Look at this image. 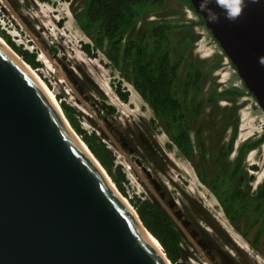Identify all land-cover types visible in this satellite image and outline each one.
Wrapping results in <instances>:
<instances>
[{"label":"water","instance_id":"1","mask_svg":"<svg viewBox=\"0 0 264 264\" xmlns=\"http://www.w3.org/2000/svg\"><path fill=\"white\" fill-rule=\"evenodd\" d=\"M189 1L264 111V0L235 21L216 0ZM22 61L0 40V264H172Z\"/></svg>","mask_w":264,"mask_h":264},{"label":"rangeland","instance_id":"2","mask_svg":"<svg viewBox=\"0 0 264 264\" xmlns=\"http://www.w3.org/2000/svg\"><path fill=\"white\" fill-rule=\"evenodd\" d=\"M76 4L77 7H80L79 0H70L69 2L66 0H0V36L9 46L10 44L3 34L7 35L15 45L36 53V59L41 62V65L39 68H32L53 91L58 104H60V101H64L74 108L80 125L88 132L95 131L112 150L114 165H120L125 173L126 181L123 182V187L126 194L121 193L122 196L129 203V199L133 198L135 194L149 199L154 197L161 203L157 193L158 187L154 186V188V184L149 181L150 179L147 176L146 179L150 183L146 182L144 179L145 172L139 170L136 164H131V161H134V156L126 155V151L115 142L113 134L110 133L104 121L107 119L112 122L113 119L116 122L129 123L130 125L148 119L152 122V110L130 82L122 78L118 69L110 64L102 51H97L96 57H90L85 53L82 44L85 42L91 43V40L76 24L72 11V7ZM147 15V19H151V21L158 17H163L169 22L181 21L183 23L197 19L192 10L176 0H164L162 7ZM147 21L142 20L138 26L145 24ZM32 27L39 30L46 40L48 48L39 42L34 31H32ZM183 31L188 35L184 40L189 38L185 51L189 52L192 60L206 59L217 53L213 52L214 41L205 26L197 25L192 29L184 27ZM173 34L175 36L173 50L176 52L179 48V40L183 39V32L178 29ZM195 35L197 36L192 41L191 38ZM15 52L18 54L17 51ZM54 54L64 62L70 74L56 59L53 60V58H56L53 57ZM220 65L221 67L213 73L212 78L215 79L212 80L223 86L233 85L242 88V81L237 73L233 72L230 62H225L222 59ZM55 67L63 72L64 77L59 76L57 71L54 70ZM117 85H120L122 91L128 92L127 100H123L116 92ZM239 101L243 105L237 113L238 126L236 127L238 130L234 149L237 145L239 146L247 140H253L264 134V112L255 104V99L248 95L242 96ZM219 105L225 107L228 104L221 101ZM208 111L209 109H206L207 114ZM226 112L221 111L218 114L219 116L214 115L206 124V138L203 135L204 133L202 138L208 140V145H210V142L218 143V141L220 144L227 143L231 131L228 133L224 131L226 124L223 116ZM194 126H198V124ZM199 128L202 127L199 126ZM155 133H153L154 138L151 137V139L159 151H162L167 162L160 161L154 166L164 170L161 174L165 181L164 188L171 197L174 196L175 205L182 207L181 205L186 204L188 206L187 211L205 233L206 231L210 233V227L206 225L207 218L210 226L227 235L233 250L238 251L237 259L234 260L236 264H264V230L258 242V248H253L251 239L257 227H250L246 231L247 235H243L242 231L247 227L246 222H240L237 227L228 223L221 211L218 200L196 174L194 166L198 162V156L194 157L193 163L186 161L173 146L159 123H156ZM77 136L81 138L79 135ZM193 139L196 140L195 136ZM195 149H198V147L196 146ZM236 150L237 148L234 153L232 152L227 156L228 164L234 162ZM159 151L158 153H160ZM143 152L147 155L146 149H143ZM256 161L257 172L253 170L250 191L253 190L254 185H258L264 178V142L255 150L246 153L241 172L250 175L251 171L246 170L244 167ZM206 172L208 173L207 168ZM191 203L201 206L203 212H200V216L191 210ZM179 210L178 212H180ZM206 210L209 213L207 216ZM178 226L183 231L182 251L185 261L188 264H210L205 252L192 239L187 229L179 223ZM229 251L233 253L231 250Z\"/></svg>","mask_w":264,"mask_h":264},{"label":"trees","instance_id":"3","mask_svg":"<svg viewBox=\"0 0 264 264\" xmlns=\"http://www.w3.org/2000/svg\"><path fill=\"white\" fill-rule=\"evenodd\" d=\"M176 1L192 10L197 19L186 23L169 22L163 17L154 21L147 19V14L162 7L164 0H79L80 7L76 4L72 11L77 26L91 40V43L82 44L85 53L96 57L97 51H102L122 78L130 82L151 108L154 127L159 123L184 157L191 159L195 154L199 156L201 166L196 173L199 180L212 190L226 216L235 222V215L244 210L242 207H249L244 203L241 207L244 191L238 188L240 165L246 152L264 142V134L242 143L234 162L227 163L238 126L237 113L243 105L239 100L246 93L252 94L249 91L245 93L243 82L242 88H238L233 85L223 86L212 80L215 79L212 78L213 73L221 67L224 54L192 60L189 52L185 51L189 38L184 40L188 35L183 28L204 26V21L194 11L189 0ZM142 20L148 21L138 26ZM178 29L183 32V39L179 40V48L175 52L173 32ZM3 35L25 62L33 68L40 67L41 62L36 59V53L15 45L7 35ZM116 92L123 100L128 99V92L122 91L120 85H117ZM221 101L228 105L221 107ZM60 106L74 131L101 163L116 188L125 195V173L120 165H114L112 150L95 131L88 132L80 125L74 108L64 101H60ZM206 109H209L208 114ZM221 111H227L223 116L225 127L233 126L234 129L228 143L220 144L218 141L208 145V140L202 138L201 134L207 132L206 124L214 115L219 116ZM195 124L202 127L196 131L197 135H201L196 140L191 136ZM196 146L198 149H195ZM129 201L144 226L162 245L172 264H188L182 251L181 234L171 218L148 197L135 194ZM255 201H260V210H264V179L258 184L250 203L254 204ZM250 227L247 226L242 234L247 235L246 231ZM262 232L263 226L258 227L251 239L255 249L258 248Z\"/></svg>","mask_w":264,"mask_h":264},{"label":"flooded vegetation","instance_id":"4","mask_svg":"<svg viewBox=\"0 0 264 264\" xmlns=\"http://www.w3.org/2000/svg\"><path fill=\"white\" fill-rule=\"evenodd\" d=\"M153 119H154V114H153ZM111 121L112 122H110V125H107V124L106 125L110 133L113 134L115 142H117L120 145V147L126 151L127 156H134V159H133L134 161H131V164H136L139 170H143L145 172V178H144L145 181L148 183H150L149 181H151L154 184V185L152 184L153 187L154 186L158 187L157 193L159 195V200L161 201V203L158 200H156L154 197H150L151 201L157 204V206L160 209H162L163 212L166 211L167 215L173 221V224L175 225V227L179 230L181 237H183V231H181L180 227L178 226V223L182 227L187 229V232L190 233V235L192 236V239L196 241L197 244L200 246V248L205 252L206 258L209 260L210 264H236L234 260L237 259L238 251L233 250V246L230 242V239H228V236L219 232V230H217L213 226H210V223L208 222L207 218H206V225L210 227V233L207 231L205 233L204 230L199 227V224L197 223V221L194 220L191 217V214L187 211L188 206L186 204L181 205L182 207H180L177 204L175 205L173 201L174 196L171 197L169 193L166 191V189L164 188L165 181L163 180V176L161 175L164 170L158 169L154 165H156L160 161L161 162H167V161L162 151L161 152L159 151L157 146L154 144V141L151 139V137L154 138L153 133H155V129H156V127H154V124L151 122V120L148 119L147 121H141L140 123H135L134 125H130L129 123H124V122L121 123L119 121L116 122L113 119ZM199 129H200L199 126H194V128L191 130L192 132L191 136L194 135L195 138L200 137L202 134L197 135L196 133V131ZM233 129H234L233 126H227L225 127L224 130H226V133H228L229 131H232ZM236 134H237V127H236ZM203 135L206 138V131L204 132ZM230 135L228 136L229 138L227 139V143L229 142ZM194 136H192V138ZM247 141H250V140H247ZM235 142H236V135H235L232 150H230V153L228 154V156L232 152L234 153V150L236 148H237L236 150V156H237L238 148L240 147V145L239 146L237 145V147L234 149ZM173 146L177 149V151H179L175 145ZM143 149H146L147 155L144 154ZM158 151L160 153H158ZM196 156L198 155L195 154L194 157ZM194 157L191 159H188L186 157L184 158L186 161L193 163ZM197 160H198L197 165L195 164L196 168L194 166L196 173H198L199 171L198 168L201 166L199 156ZM211 161H214V159L211 158ZM255 164H257V161L251 162L249 166L246 165L244 167L246 170L251 171L250 175H246L243 172H241L243 164L240 165L241 176H240V182H239L238 188L244 191L243 197L241 198L242 199L241 207L243 203L248 205L249 207H245V208L242 207V209L244 210H241V212L235 215L234 217L235 222L231 221L226 216L221 203L219 201L218 202H219V205H220V208H221V211L224 217L226 218L228 223L232 224V226L237 227L239 226L238 224L240 222H246L245 224L247 226L251 225V227H257V229L258 227L263 226V230H264V210H260L262 204H260V201H255L254 204L250 203V201H253V196L258 186L257 184L254 185L253 190L250 191L251 184H252V178H253L252 173L254 171L257 172V166ZM146 176L150 179L149 181L148 179H146ZM208 190L216 198L212 190L210 188H208ZM190 206H191V210H193L199 216L201 214L200 212H203V209L201 208L199 204L191 203ZM178 209H180V212H178ZM207 212L208 211L206 210V216L207 214H209ZM229 250L231 251L233 250L232 251L233 253H230Z\"/></svg>","mask_w":264,"mask_h":264},{"label":"clouds","instance_id":"5","mask_svg":"<svg viewBox=\"0 0 264 264\" xmlns=\"http://www.w3.org/2000/svg\"><path fill=\"white\" fill-rule=\"evenodd\" d=\"M260 0H216V4L224 14V18L229 21H235L239 18L244 8L250 3H259ZM200 10L205 14V19L207 23L216 22L219 17L212 13L210 9L205 8V4L202 2L200 4ZM260 63L264 65V58L260 59Z\"/></svg>","mask_w":264,"mask_h":264},{"label":"bare ground","instance_id":"6","mask_svg":"<svg viewBox=\"0 0 264 264\" xmlns=\"http://www.w3.org/2000/svg\"><path fill=\"white\" fill-rule=\"evenodd\" d=\"M33 31V30H32ZM212 39H213V52H217V53H215V54H220V55H223L224 53H223V51L221 50V48L219 47V44L217 43V41L212 37ZM0 40L13 52V54L15 55V56H17L21 61H22V58L18 55V54H16V52L6 43V41H4V39L0 36ZM56 58H53V60H55ZM225 62H227V61H229L228 59H227V57L225 56V54L223 55V58H222ZM23 62V61H22ZM49 62H51L50 60H49ZM24 63V62H23ZM52 63V62H51ZM25 64V63H24ZM231 64V63H230ZM31 71H32V73L40 80V82L44 85V87L46 88V90L48 91V93L50 94V96L52 97V99L54 100V102L56 103V104H58V101H57V99H56V97L54 96V93H53V91H51V89L46 85V83L42 80V78L38 75V73L31 67V66H29V65H27V64H25ZM54 66V65H53ZM233 68V67H232ZM54 69V68H53ZM55 71H57V73L59 74V76L60 77H62L63 75H62V73L63 72H61V70L60 69H58L57 67H55V69H54ZM233 70V72H235V73H237L236 72V70H235V68H233L232 69ZM66 72V71H65ZM64 77V76H63ZM63 80V79H62ZM239 83V82H238ZM240 84V83H239ZM246 88V87H245ZM247 92V89L245 90V93ZM244 96H248V94L246 93ZM249 96H251V95H249ZM253 97V96H252ZM254 98V97H253ZM255 104L259 107V105L257 104V102H256V100H255ZM59 105V104H58ZM264 112V111H263ZM77 135V134H76ZM245 140V139H244ZM112 182V181H111ZM114 186H115V184H113ZM115 188H116V186H115ZM116 190H117V192H118V194L120 195V197H121V199L128 205V206H130V203L128 202V200L124 197V196H122V194H121V192L116 188ZM131 207V206H130ZM180 211V210H179ZM146 234H147V236L148 237H150L151 238V240L157 245V247L161 250V247H160V245H159V242L158 241H156L155 239H153V237H151V235H149L147 232H145Z\"/></svg>","mask_w":264,"mask_h":264},{"label":"built area","instance_id":"7","mask_svg":"<svg viewBox=\"0 0 264 264\" xmlns=\"http://www.w3.org/2000/svg\"><path fill=\"white\" fill-rule=\"evenodd\" d=\"M248 91V90H247Z\"/></svg>","mask_w":264,"mask_h":264}]
</instances>
